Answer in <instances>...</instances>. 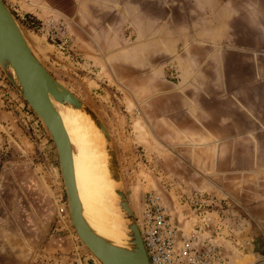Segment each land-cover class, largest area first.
I'll use <instances>...</instances> for the list:
<instances>
[{"label":"rangeland","instance_id":"rangeland-1","mask_svg":"<svg viewBox=\"0 0 264 264\" xmlns=\"http://www.w3.org/2000/svg\"><path fill=\"white\" fill-rule=\"evenodd\" d=\"M4 1L106 125L132 207L161 192L187 232L212 217L229 264H264V0ZM48 18L68 27L66 44L43 31ZM221 25L235 41L224 91L210 49L190 44ZM65 202L54 140L0 66V264H102L59 213Z\"/></svg>","mask_w":264,"mask_h":264},{"label":"water","instance_id":"water-1","mask_svg":"<svg viewBox=\"0 0 264 264\" xmlns=\"http://www.w3.org/2000/svg\"><path fill=\"white\" fill-rule=\"evenodd\" d=\"M0 66L42 119L54 140L68 197V213L83 243L102 264H151L138 220L142 212L141 199L137 210L134 209L110 132L94 109L51 74L4 0H0ZM62 106L87 116L86 123L95 124L102 135V151L109 163L118 205L126 219L129 247L114 245L98 235L83 215L75 174L74 146L60 112Z\"/></svg>","mask_w":264,"mask_h":264},{"label":"built area","instance_id":"built-area-1","mask_svg":"<svg viewBox=\"0 0 264 264\" xmlns=\"http://www.w3.org/2000/svg\"><path fill=\"white\" fill-rule=\"evenodd\" d=\"M42 29L59 45L70 38L68 27L51 18L43 22ZM141 204L138 220L151 264H229L218 229L211 228L212 217L203 214L194 229L185 233L161 192H145ZM58 210L61 215H68L66 202Z\"/></svg>","mask_w":264,"mask_h":264},{"label":"bare ground","instance_id":"bare-ground-1","mask_svg":"<svg viewBox=\"0 0 264 264\" xmlns=\"http://www.w3.org/2000/svg\"><path fill=\"white\" fill-rule=\"evenodd\" d=\"M66 129L74 146L77 187L83 215L98 235L120 247H129L130 236L119 198L111 178L109 163L102 151V135L87 116L69 107H60ZM188 229L190 224L185 222Z\"/></svg>","mask_w":264,"mask_h":264},{"label":"crops","instance_id":"crops-1","mask_svg":"<svg viewBox=\"0 0 264 264\" xmlns=\"http://www.w3.org/2000/svg\"><path fill=\"white\" fill-rule=\"evenodd\" d=\"M226 27L229 28V25H227ZM208 33H210V35L205 36L202 39L195 40L194 43H192L193 42L192 41L190 42V44H194V46L195 44L204 45L207 48V50L210 49L208 51L212 53L213 54L212 57L215 58L214 77H216V82H218L217 83V86H219L218 90L224 91L226 89V86L228 85L227 84L228 73H227V68H226V54L225 53L229 51V49L232 50V46L230 45H232L233 42L235 43V41H232V35L229 33V30H225L224 32L222 31V25L219 27L218 31H214V33L213 32H208ZM191 53H193L192 50H191ZM193 57H194L193 59L196 58L195 55ZM197 74L198 73H196V76ZM206 90L207 88L204 89V91ZM198 102H201V100L200 101L198 100ZM220 123L223 124L226 122L220 121ZM216 133H218L217 135L219 136V131ZM249 184H252L250 185L251 187L250 189H252L255 186L253 181L252 182L250 181ZM252 191L255 192L256 190H252ZM252 200L256 201L257 198L253 196ZM206 201L210 202L211 200H206ZM173 212L175 214L174 216L176 217V219L178 218V221L181 227L183 228L184 232L188 233L187 232L188 227L187 225L185 226V221L188 219V214L184 213V215H182L183 211H180L179 208H177L176 206H174ZM181 219H184L183 222H181Z\"/></svg>","mask_w":264,"mask_h":264}]
</instances>
